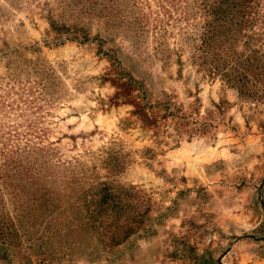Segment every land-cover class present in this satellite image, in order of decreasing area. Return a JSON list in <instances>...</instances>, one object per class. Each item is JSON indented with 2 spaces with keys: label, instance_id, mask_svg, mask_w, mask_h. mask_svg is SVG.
<instances>
[{
  "label": "rangeland",
  "instance_id": "1",
  "mask_svg": "<svg viewBox=\"0 0 264 264\" xmlns=\"http://www.w3.org/2000/svg\"><path fill=\"white\" fill-rule=\"evenodd\" d=\"M209 19L0 0V264H264V0L228 68L200 50Z\"/></svg>",
  "mask_w": 264,
  "mask_h": 264
},
{
  "label": "trees",
  "instance_id": "2",
  "mask_svg": "<svg viewBox=\"0 0 264 264\" xmlns=\"http://www.w3.org/2000/svg\"><path fill=\"white\" fill-rule=\"evenodd\" d=\"M255 0H204V11L210 18L203 27L202 38L200 39V50H205L209 55L210 66L214 71L218 70L219 66L216 62H221L220 65L228 68L230 58H236L238 55L235 52L233 41L235 40L236 33L245 25L246 22L242 20L246 18V12L251 9V5ZM256 15V12L253 13ZM207 61V60H206ZM228 69L226 70V72ZM233 74L226 75L225 79L229 85H239L242 89L249 91L247 78L241 76L237 69H232ZM133 80L128 81V86L133 84ZM130 94H117L118 97L131 96V92L136 89L130 86ZM133 89V90H132ZM140 90V89H139ZM141 94L136 95L138 99ZM134 97V96H133ZM142 100V99H141ZM146 105L138 106L136 114H139L144 120H147V114L144 111ZM140 117V119H141Z\"/></svg>",
  "mask_w": 264,
  "mask_h": 264
}]
</instances>
